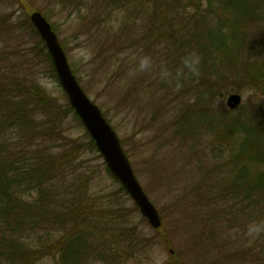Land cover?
<instances>
[{
  "label": "trees",
  "instance_id": "16d2710c",
  "mask_svg": "<svg viewBox=\"0 0 264 264\" xmlns=\"http://www.w3.org/2000/svg\"><path fill=\"white\" fill-rule=\"evenodd\" d=\"M61 1L64 6L84 7L83 0ZM99 2L102 8L131 10L127 19L132 26L144 20V54L163 53L162 89L169 82L175 87L188 81L198 104H205L215 98L216 87L233 82L255 87L264 98V0ZM29 14L17 19L14 11H0V264H42L50 256L55 264H124L129 250L142 240L134 227H120L128 222H121L119 208L112 210L103 193H93L98 171L85 166L83 156H102L88 133L78 138L66 133L65 123L75 112L69 103L50 95L38 76L42 52L57 78ZM31 33L32 41L26 44L23 39ZM192 54L199 57L198 75L184 63ZM189 117L191 126L185 132L190 135L201 119ZM225 128L226 138L237 146L224 163L236 168V174L211 200L222 206L218 214L225 216L235 208L227 201L233 192L234 202L242 199L244 208L257 212L261 222L264 109L236 117Z\"/></svg>",
  "mask_w": 264,
  "mask_h": 264
},
{
  "label": "rangeland",
  "instance_id": "374dc122",
  "mask_svg": "<svg viewBox=\"0 0 264 264\" xmlns=\"http://www.w3.org/2000/svg\"><path fill=\"white\" fill-rule=\"evenodd\" d=\"M60 2L0 0V11H14L18 19L38 10L47 17L84 91L117 132L137 179L161 215V226L153 227L103 158L84 153L85 166L98 171L93 193H103L112 210L119 208L121 222H128L120 227L129 231L134 227L142 240L129 250L124 264H264V215L259 213V222L257 212H248L242 199L234 202L233 192L227 201L235 208L225 216L218 214L222 206L211 200L236 174V168L224 163L237 146V141L230 144L231 138H226L225 133H229L225 127L236 117L264 109L259 91L224 82L216 87L214 99L198 104L197 93L188 81L175 87L169 82L162 89L163 53L144 54L143 19L132 26V20L127 19L131 10L102 8L99 0H83L81 9ZM32 36L25 35L23 41L30 44ZM145 59L150 63L142 67L140 62ZM40 62L43 68L38 66L37 71L43 86L59 101L69 103L42 52ZM231 94L242 97L238 109L227 104ZM188 113L196 122L201 119L190 135L185 132L191 126ZM65 128L74 138L87 133L74 113ZM207 200L210 206H206ZM210 207L212 212H208ZM42 264H55V259L46 257Z\"/></svg>",
  "mask_w": 264,
  "mask_h": 264
},
{
  "label": "water",
  "instance_id": "95a60500",
  "mask_svg": "<svg viewBox=\"0 0 264 264\" xmlns=\"http://www.w3.org/2000/svg\"><path fill=\"white\" fill-rule=\"evenodd\" d=\"M31 20L46 42L61 85L91 137L96 142L108 167L125 186L151 225L155 228L160 227L162 224L160 215L137 180L119 137L103 117L98 106L92 103L84 93L51 25L40 12H34L31 15ZM227 103L230 108L234 109L241 103V97L231 95Z\"/></svg>",
  "mask_w": 264,
  "mask_h": 264
},
{
  "label": "clouds",
  "instance_id": "9594fccd",
  "mask_svg": "<svg viewBox=\"0 0 264 264\" xmlns=\"http://www.w3.org/2000/svg\"><path fill=\"white\" fill-rule=\"evenodd\" d=\"M199 57L195 56V54H192L185 58L184 63L185 66L194 74H199L198 65H199ZM150 61L148 59H145L142 61V67H147L149 65Z\"/></svg>",
  "mask_w": 264,
  "mask_h": 264
}]
</instances>
